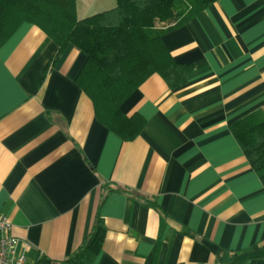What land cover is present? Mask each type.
I'll return each instance as SVG.
<instances>
[{"label": "crops", "instance_id": "crops-1", "mask_svg": "<svg viewBox=\"0 0 264 264\" xmlns=\"http://www.w3.org/2000/svg\"><path fill=\"white\" fill-rule=\"evenodd\" d=\"M96 3L77 0L78 16L116 4ZM162 38L191 70L176 87L155 72L122 102L143 123L130 139L77 82L82 49L69 44L45 73L59 46L40 26L0 45V212L29 243L26 264L69 259L98 215L94 264H227L263 247L264 168L230 124L264 107V0H216Z\"/></svg>", "mask_w": 264, "mask_h": 264}, {"label": "trees", "instance_id": "trees-1", "mask_svg": "<svg viewBox=\"0 0 264 264\" xmlns=\"http://www.w3.org/2000/svg\"><path fill=\"white\" fill-rule=\"evenodd\" d=\"M216 0H116L113 7L78 16L77 0H0V45L25 21L40 26L59 48L49 70L69 44L87 54L77 82L93 100L97 118L130 139L141 130L121 111L122 102L151 74L158 72L171 87L184 84L190 65L177 63L163 34L187 24ZM142 17L153 20L141 23ZM231 129L253 167L264 168V107L232 122ZM106 188V186H104ZM107 227L100 215L77 251L59 264H94ZM264 258L260 249L235 253L227 264Z\"/></svg>", "mask_w": 264, "mask_h": 264}, {"label": "built area", "instance_id": "built-area-1", "mask_svg": "<svg viewBox=\"0 0 264 264\" xmlns=\"http://www.w3.org/2000/svg\"><path fill=\"white\" fill-rule=\"evenodd\" d=\"M12 226L8 215L0 212V264H26L29 243L15 236Z\"/></svg>", "mask_w": 264, "mask_h": 264}, {"label": "rangeland", "instance_id": "rangeland-1", "mask_svg": "<svg viewBox=\"0 0 264 264\" xmlns=\"http://www.w3.org/2000/svg\"><path fill=\"white\" fill-rule=\"evenodd\" d=\"M85 1L88 2L89 0H85ZM114 1L116 2V0H114ZM103 4H104L103 3V0H97V3H96V6L95 7H97V6H103ZM94 8H93V10H94ZM142 18H144V17H142ZM144 24L145 25H152L153 24V20L150 19V18L149 19H146V20H144Z\"/></svg>", "mask_w": 264, "mask_h": 264}]
</instances>
